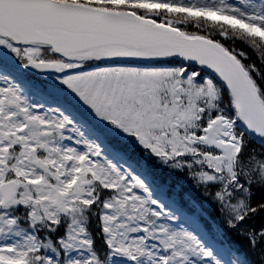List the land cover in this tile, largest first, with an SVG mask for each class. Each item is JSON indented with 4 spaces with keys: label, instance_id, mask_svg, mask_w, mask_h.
Here are the masks:
<instances>
[{
    "label": "rangeland",
    "instance_id": "374dc122",
    "mask_svg": "<svg viewBox=\"0 0 264 264\" xmlns=\"http://www.w3.org/2000/svg\"><path fill=\"white\" fill-rule=\"evenodd\" d=\"M62 1L182 13L240 29L264 42V0ZM9 48L0 39V186L11 179L19 191L8 203L0 195V264H247L226 244L216 224L205 225L207 212L198 207L192 215L182 213L175 195L168 197L166 189L151 183L110 144L120 137L148 148L172 172L188 169L190 175L182 181L187 190L199 191L205 199L199 200L210 209L208 203L214 202L238 214L232 160L239 140L233 125L217 116L229 125L228 142L236 147L206 131L213 120L200 129L215 99L208 82L196 83L194 74L179 78L132 66L105 68L76 79L55 76L57 85L69 87L67 97L88 117L85 121L60 98L40 93L10 70L14 58ZM25 49L29 59L37 53ZM34 63L32 59L27 68L38 73ZM54 63L63 72L78 68L76 63ZM97 124L105 125L104 131L97 130ZM38 160L50 166L52 180L35 166ZM96 185L114 193L102 211L109 246L105 260L93 253L81 220L85 207L95 200ZM17 208L30 209L32 227L44 223L55 232L66 224L65 237L58 246L40 242L8 212ZM178 230L191 236L190 245L181 250L170 241ZM139 247L147 249L145 256L139 255Z\"/></svg>",
    "mask_w": 264,
    "mask_h": 264
},
{
    "label": "trees",
    "instance_id": "16d2710c",
    "mask_svg": "<svg viewBox=\"0 0 264 264\" xmlns=\"http://www.w3.org/2000/svg\"><path fill=\"white\" fill-rule=\"evenodd\" d=\"M80 3L78 1H74ZM91 6L104 8L113 11H130L136 15L152 19L158 23H163L173 27L188 36H198L212 40L224 47L233 55L248 75L256 92L258 93L264 106V42L254 36L246 34L244 31L226 26L224 24L206 21L201 17H191L182 13H166L163 10L149 12L141 8H132L119 4H90ZM9 45L7 42L3 41ZM11 57L14 58L13 69L18 72L32 87L45 94L57 96L60 93L62 100L82 116L84 120L88 117L84 114L78 104L69 100L67 95L70 93L68 86L60 87L54 81V77L45 76L35 71H30L27 65L33 59L38 61H63V64H70L62 58L55 56L50 49L38 48L37 53L31 59L25 57L26 49H15L9 45ZM15 50V51H13ZM65 64V65H66ZM72 64V63H71ZM139 68H150L162 71L163 73L175 74L179 78L180 70L185 69L186 74H196V83L205 84L208 82L215 92V99L205 111L200 129L207 126L208 122L219 114L226 116L233 125V133L239 139L240 148L233 159V169L235 178L232 188L235 193L234 202L237 200L239 212L233 215L227 209L220 208L208 203L213 209L207 207L205 202L199 200L197 190L192 192L186 189L183 180L189 177L188 169L172 172L158 156L153 155L148 148L133 145L130 141L122 138H113L110 144L116 152L124 154L127 159L137 168L143 176L148 178L151 183L166 189L168 197L175 195L180 203V208L188 214H193L200 207L201 211L208 213V219H204L205 225L211 227L209 221L219 227L223 239L228 246L238 252L247 261V264H264V144L258 142L248 134L237 120L230 95L225 87L214 77L197 67L186 65L174 59L157 61L152 64L137 65ZM78 68H71L70 73H66L64 78H78L82 75L95 73L105 68L126 66L123 64H102L97 62H84L77 64ZM109 124V123H107ZM91 125V123H90ZM108 126V125H107ZM99 131H104L105 125H96ZM16 153L14 154V156ZM13 156V157H14ZM95 200L92 204L85 207L82 221L86 231L92 240V250L102 260L109 254V246L105 240L104 228L102 223V211L104 202L113 197V191H107L100 186H95ZM100 187V188H99ZM191 192V193H190ZM245 197V198H243ZM193 203V204H192ZM219 207V208H218ZM1 209V208H0ZM15 210V212H14ZM8 210L16 219L17 225L25 230H33L37 238L46 243L51 241L58 246L59 240L65 237L67 225L61 223L55 232L47 230V225L38 223L32 227L29 223V211L20 208ZM3 211H0V213ZM215 212V214H214ZM63 260H61V263Z\"/></svg>",
    "mask_w": 264,
    "mask_h": 264
},
{
    "label": "water",
    "instance_id": "95a60500",
    "mask_svg": "<svg viewBox=\"0 0 264 264\" xmlns=\"http://www.w3.org/2000/svg\"><path fill=\"white\" fill-rule=\"evenodd\" d=\"M0 39L17 47H46L68 61L151 64L175 59L218 79L228 90L238 120L264 144V106L237 60L219 44L143 19L131 12L100 9L61 0H0ZM43 74L58 75L61 68L38 63ZM45 175L50 167L38 160ZM18 193V184L0 186L5 203Z\"/></svg>",
    "mask_w": 264,
    "mask_h": 264
},
{
    "label": "bare ground",
    "instance_id": "6f19581e",
    "mask_svg": "<svg viewBox=\"0 0 264 264\" xmlns=\"http://www.w3.org/2000/svg\"><path fill=\"white\" fill-rule=\"evenodd\" d=\"M206 131L212 132L213 136H215V138H217L219 142L225 143V144L230 145V146H234L232 141H230V143L228 142L229 139L232 140L231 134L229 132L230 127L227 123L224 122V119L221 116L217 117L215 120L210 122V124L206 128ZM234 147H236V145ZM175 227H176V229H181L179 226H175ZM170 237H171L170 241L174 242L175 246L176 245L178 246V250H181V248L184 247V244H189L188 241L191 242V239H190L191 236L187 235L186 233H183L181 230L172 232ZM174 243H172V244H174ZM161 246L162 245H159V247H161ZM154 247H155V245H154ZM139 248L142 249V251H141V253H139V255L145 256L147 249L145 247L144 248L139 247ZM140 249L138 250V252L140 251ZM181 254H182V252H181Z\"/></svg>",
    "mask_w": 264,
    "mask_h": 264
}]
</instances>
